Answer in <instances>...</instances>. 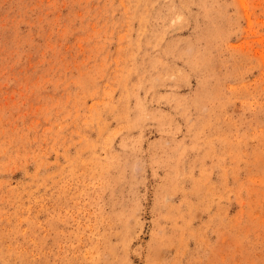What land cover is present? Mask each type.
<instances>
[{
	"label": "rangeland",
	"instance_id": "374dc122",
	"mask_svg": "<svg viewBox=\"0 0 264 264\" xmlns=\"http://www.w3.org/2000/svg\"><path fill=\"white\" fill-rule=\"evenodd\" d=\"M0 264H264V0H0Z\"/></svg>",
	"mask_w": 264,
	"mask_h": 264
}]
</instances>
